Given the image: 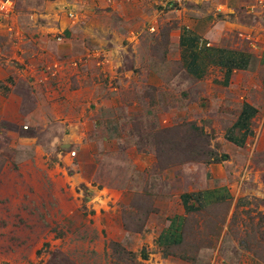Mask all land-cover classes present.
<instances>
[{
	"label": "rangeland",
	"instance_id": "374dc122",
	"mask_svg": "<svg viewBox=\"0 0 264 264\" xmlns=\"http://www.w3.org/2000/svg\"><path fill=\"white\" fill-rule=\"evenodd\" d=\"M9 1L0 264H264V66L223 86L190 76L180 55L212 21L234 48L249 35L264 52V15L245 0ZM247 101L259 109L236 145ZM211 165L238 202L188 211L160 262L157 234Z\"/></svg>",
	"mask_w": 264,
	"mask_h": 264
},
{
	"label": "crops",
	"instance_id": "0c3cea01",
	"mask_svg": "<svg viewBox=\"0 0 264 264\" xmlns=\"http://www.w3.org/2000/svg\"><path fill=\"white\" fill-rule=\"evenodd\" d=\"M203 24V31H192L181 44V62L190 76L197 80L227 86L236 73H250L255 67L264 66V52L258 48L257 41L251 36L236 37V45L246 48H234L229 45L233 40L229 37V32L225 30L222 33L218 22ZM258 109L248 101L244 103L239 121L235 125V129L240 130L243 135L240 139H233V143L240 145L249 141L251 122ZM222 169V166L216 165L206 167L205 184L197 192L184 195L183 209L171 217L157 234L154 250L155 257L160 262H170L177 247L182 243V231L188 211L218 203L238 202L240 196L238 188L232 183L231 174L225 176Z\"/></svg>",
	"mask_w": 264,
	"mask_h": 264
},
{
	"label": "built area",
	"instance_id": "2783aa9c",
	"mask_svg": "<svg viewBox=\"0 0 264 264\" xmlns=\"http://www.w3.org/2000/svg\"><path fill=\"white\" fill-rule=\"evenodd\" d=\"M247 2V8L248 10H251L252 12H258L261 15H264V0H245ZM4 2L6 0H0V6L4 5ZM7 6H10V1L7 0Z\"/></svg>",
	"mask_w": 264,
	"mask_h": 264
}]
</instances>
